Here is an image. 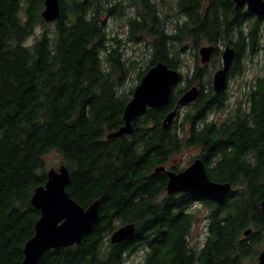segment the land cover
<instances>
[{
	"label": "trees",
	"instance_id": "trees-1",
	"mask_svg": "<svg viewBox=\"0 0 264 264\" xmlns=\"http://www.w3.org/2000/svg\"><path fill=\"white\" fill-rule=\"evenodd\" d=\"M43 1L0 0V264L23 260L40 216L30 199L46 182L45 159L52 153L69 171V197L83 208L98 200L99 217L78 246L46 251L38 264H127L137 253L139 264L256 263L264 246V59L246 109L223 121L208 119L223 110V99L198 95L179 124L177 115L162 128L187 90L176 88L167 105L132 121L131 134L107 140L123 125L134 89L123 88L124 75L141 67L107 52L108 0H59L60 17L53 23L40 16ZM179 9L188 19L181 29L185 37L215 40L228 34L229 19L237 16L253 26V44L258 39L264 47V17L235 12L229 0H179ZM147 13L130 31L154 39L137 83L158 62L177 68L181 53L167 46L170 38L149 6ZM39 26L40 35L28 43ZM183 80L186 87L202 82L200 70ZM189 147L199 149L211 181L231 184L222 203L166 194L167 177L154 169L171 162L166 169L181 171L172 160ZM199 206L208 213L200 249L187 241ZM130 223L133 235L111 245L110 234ZM246 229L251 233L244 237Z\"/></svg>",
	"mask_w": 264,
	"mask_h": 264
},
{
	"label": "water",
	"instance_id": "water-1",
	"mask_svg": "<svg viewBox=\"0 0 264 264\" xmlns=\"http://www.w3.org/2000/svg\"><path fill=\"white\" fill-rule=\"evenodd\" d=\"M235 10L246 7L247 11L257 17H264V0H231ZM43 22L53 23L60 17L59 0H44L40 14ZM213 46L198 50L201 64L209 62L214 54ZM234 58V50L225 48L221 53L222 68L213 76V89L220 92L225 87L226 72ZM181 76L176 69L168 68L162 62L149 68L134 87L129 102L125 105L122 120L123 125L106 135L110 140L132 133V121L142 117L148 109L161 108L167 105L173 88L180 82ZM198 90L192 87L178 99L177 106L167 113L162 120V128H169L178 113V106L194 102ZM154 173H163L167 177L166 194L187 193L202 197L216 204L222 203L232 187L230 183H217L209 179L205 165L200 158H195L182 171L174 172L164 166L154 169ZM69 171L64 164L46 171V182L34 189L30 204L39 211V218L34 224V234L23 246L21 264H38L42 255L52 249H62L78 246L82 239L91 231L99 217V201L96 200L83 208L69 197L66 186L69 183ZM264 216V198L260 204ZM135 231V225L130 223L115 229L109 236L111 245L128 240ZM251 230H246L244 237ZM254 264H264V246L260 250Z\"/></svg>",
	"mask_w": 264,
	"mask_h": 264
},
{
	"label": "flooded vegetation",
	"instance_id": "flooded-vegetation-1",
	"mask_svg": "<svg viewBox=\"0 0 264 264\" xmlns=\"http://www.w3.org/2000/svg\"><path fill=\"white\" fill-rule=\"evenodd\" d=\"M229 1L234 7L231 0ZM147 6L153 9L155 18L158 19L159 26L163 29L165 35L172 39V41L168 39L171 43L167 44V46L171 49V51H173V49L176 52L181 50L177 59V68L175 69L180 73V59L181 57L190 54L188 52L191 51L193 61L191 75L195 73L196 69H199L201 72L202 82L193 83L189 85V87H186V83L180 73L181 80L173 88L172 92L175 91L176 88L188 90L192 87H196L198 90L197 96L207 95L217 101L221 97L223 99V109L230 107L236 109V111H241L245 106H247L248 97L257 90L260 78L259 75L255 76L254 74V72L259 71V62L255 61V57L259 52L264 53V47L259 45L258 39L257 42L253 44V26H251L247 21L238 19L237 16H235L229 19V23L232 25L228 34H223L222 37L217 35L215 40L204 38L197 42L195 41L193 35L185 37V34H182L181 29L187 26L188 19L184 13H179V0H108L110 12L103 16V21L105 22V27L110 39L107 52L117 53L120 56V59L123 60L124 64H129V62L140 63L139 61L141 58L150 57L149 51H152V43L154 39L149 37L146 33H137L134 36H130L132 25L145 22L144 18L148 15ZM170 8L171 11L168 12ZM244 10L247 11L246 7L240 10H235L234 8V11H240L239 13ZM256 35L258 36L259 33L256 32ZM207 46H213L215 48V52L211 56L208 63L198 65V50ZM227 47L234 50V58L226 72L224 89L220 92H215L213 89V76L216 71L222 68L221 53ZM239 47H243V51L240 54H238L237 51ZM217 54H219V62L216 63L214 67L209 66L211 65L213 59L217 57ZM170 56H172V58L174 57L171 53ZM248 57H250V65L253 66L245 72V66H249ZM254 62L257 65H255ZM255 66H257L256 71H254ZM128 76V73L124 75L125 80ZM179 85H182V87H179ZM181 95L178 96L174 109L177 106L178 99ZM236 96H239V100L234 103ZM217 101L215 103H217ZM194 104L195 101L190 104L178 106V116L176 115L177 119L180 118L181 120L185 111L191 109ZM183 109L185 110L184 113ZM219 112L220 111H218V113ZM218 113L215 115V113L211 112L208 119H211L212 116H214V121L220 122V120H217ZM205 222H207L206 219L204 224ZM204 228L205 237L200 243L189 242L190 236H188L187 241L193 248L197 247L200 249L206 242V224L204 225Z\"/></svg>",
	"mask_w": 264,
	"mask_h": 264
},
{
	"label": "rangeland",
	"instance_id": "rangeland-1",
	"mask_svg": "<svg viewBox=\"0 0 264 264\" xmlns=\"http://www.w3.org/2000/svg\"><path fill=\"white\" fill-rule=\"evenodd\" d=\"M41 31H42L41 26L35 28L33 36H31L28 39V43L33 42L34 39L40 35ZM188 53H190V54H187V55L181 57V59H180L181 63H180L179 70H180V73L182 74L183 77L186 76L189 78V76L191 75V68L193 65V61H192L191 51H189ZM263 57H264V53H262V52H259L255 57V61L259 62L258 63L259 71H256L257 66H255V68H254V71H256V72H254L255 76L256 75H259V77L262 76V70L261 69H262V63H263V59H264ZM146 58L147 57H143L140 59V61H139L140 63L138 66H140L141 68H138L134 71H131L129 73V76L123 82V88L126 91L134 88L137 85V80H138L137 72H139L141 69H143L144 66L146 65L145 64ZM218 62H219V59H218V61H216V59H215L211 62V65H209V66L214 67V65ZM197 63H198V65H201V63L199 61ZM248 64H249V66H245V72L248 69H250V67L253 66V65H250V57H248ZM254 64L257 65L255 62H254ZM179 87H182V85H179ZM233 97H235V96H233ZM237 100H239V96H236L234 103H236ZM245 107H247V106H245ZM245 107L243 109H246ZM184 111L185 110L183 109V113H184ZM235 112H236V109L226 107V109L224 108L222 111H220L217 114V120H220V122H221L225 119L226 116L229 115V113L233 114ZM215 115H216V113H215ZM179 120H180V118L177 119V121H178L177 124L180 123ZM211 120H214V116H212ZM198 153H199V151L197 148H191V147L186 148L182 151L181 154H179L178 156L173 158L172 164L176 165L178 168L183 170L193 161V159L197 158ZM45 162H46V170H48L49 168H57L59 165H61L62 161H61V158H59L57 155L52 153L46 157ZM169 166H171V162L166 164V167H169ZM192 209H193V207H192ZM195 209H197V210H194V209L193 210L196 213L197 219H196V222L192 228L191 235L189 237V242H191V243L199 242L200 243L202 241V239H204V237H205L204 221H205L208 213H207V210H205L202 206H199ZM141 262H143V258L141 256V254H139V253L131 255L127 259V264H139Z\"/></svg>",
	"mask_w": 264,
	"mask_h": 264
},
{
	"label": "bare ground",
	"instance_id": "bare-ground-1",
	"mask_svg": "<svg viewBox=\"0 0 264 264\" xmlns=\"http://www.w3.org/2000/svg\"><path fill=\"white\" fill-rule=\"evenodd\" d=\"M247 230V229H246Z\"/></svg>",
	"mask_w": 264,
	"mask_h": 264
}]
</instances>
